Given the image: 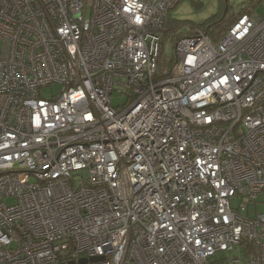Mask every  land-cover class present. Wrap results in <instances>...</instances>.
Instances as JSON below:
<instances>
[{
    "label": "built area",
    "instance_id": "1",
    "mask_svg": "<svg viewBox=\"0 0 264 264\" xmlns=\"http://www.w3.org/2000/svg\"><path fill=\"white\" fill-rule=\"evenodd\" d=\"M179 1L0 0V264H264V0Z\"/></svg>",
    "mask_w": 264,
    "mask_h": 264
},
{
    "label": "rangeland",
    "instance_id": "2",
    "mask_svg": "<svg viewBox=\"0 0 264 264\" xmlns=\"http://www.w3.org/2000/svg\"><path fill=\"white\" fill-rule=\"evenodd\" d=\"M263 1V0H262ZM262 1L260 6L262 5ZM250 0H180L169 13V23L167 19L168 27L173 25V28L164 33V43L162 46V59H167L175 55V35L180 32H186L185 36L194 33L195 28H206L208 23L213 21L209 20L213 16H219L222 14H231L233 11L237 12L243 7L250 6ZM229 9V10H227ZM252 9V10H256ZM249 10V11H252ZM228 11V12H227ZM89 14V13H88ZM208 21V22H207ZM207 22V23H206ZM179 40V39H178ZM1 51V46H0ZM166 65V63L164 64ZM62 89L61 84H53L50 87H45L42 93L46 97H50L52 94H58ZM126 101V97L113 95L112 103L114 106L120 105ZM257 201H260L256 208L254 206L249 207L251 215H255L259 212H264V194H260L257 197ZM9 203L12 200H8ZM240 199L232 198V203L238 205Z\"/></svg>",
    "mask_w": 264,
    "mask_h": 264
},
{
    "label": "trees",
    "instance_id": "3",
    "mask_svg": "<svg viewBox=\"0 0 264 264\" xmlns=\"http://www.w3.org/2000/svg\"><path fill=\"white\" fill-rule=\"evenodd\" d=\"M261 1L262 0H250V2H251L250 6L243 7V8H241V10H239L237 12L233 11L231 14L227 13L226 15L222 14V15H219V16L211 17L209 20L213 19V21L211 23H208L207 27H206V28H208L207 29L208 32L213 36V38L215 40H218L221 37V35L223 34V32L236 21V19L238 18L239 15H241L244 12H247L249 10H252V9H255V8H260ZM227 10H229V9H227ZM169 22L170 21L168 19V23ZM172 28H173V25L170 24L169 27L167 25L166 30H165V34L169 30H171ZM185 33L186 32H180V33L176 34L175 35L176 42H177L178 39L184 37L185 35H183V34H185ZM191 34H193V33H191ZM191 34H189V35H191ZM163 43H164V40L162 42V46H163Z\"/></svg>",
    "mask_w": 264,
    "mask_h": 264
},
{
    "label": "water",
    "instance_id": "4",
    "mask_svg": "<svg viewBox=\"0 0 264 264\" xmlns=\"http://www.w3.org/2000/svg\"><path fill=\"white\" fill-rule=\"evenodd\" d=\"M94 259H97V258H94ZM81 261L84 262V261H86V260H85V259H82Z\"/></svg>",
    "mask_w": 264,
    "mask_h": 264
}]
</instances>
